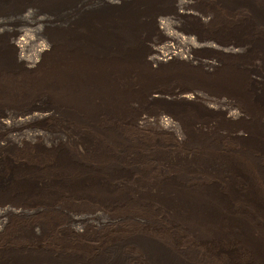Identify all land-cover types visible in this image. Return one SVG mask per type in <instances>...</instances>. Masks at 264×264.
Segmentation results:
<instances>
[{
	"label": "rangeland",
	"instance_id": "rangeland-1",
	"mask_svg": "<svg viewBox=\"0 0 264 264\" xmlns=\"http://www.w3.org/2000/svg\"><path fill=\"white\" fill-rule=\"evenodd\" d=\"M111 1L120 6L131 0ZM90 6L101 10L97 1ZM78 11L72 12L83 15ZM160 11L163 24L145 26L138 52L149 60L175 52L184 58L152 65L158 73L145 83L146 99L98 123L62 110L23 125L0 124V202L16 201L1 192L11 191L7 187L23 177L35 179L43 191L13 202L18 210L3 216L0 249L88 255L141 229L140 217L149 221L144 232L203 251L208 264H244L243 258L211 253L203 243L204 236L226 229L228 238L222 240L244 229L248 235L234 243L243 256L264 258L263 245L253 243L264 244V109L254 117L246 114L231 90L207 82L240 53L252 84L264 88V62L255 44L260 34L235 29L245 18L243 8L228 9L213 0H177L160 5ZM50 14L44 0H0L5 53H10L7 44L27 34L31 40L20 54L26 67L35 69L34 62L43 60L41 47L49 48V36L62 24ZM232 45L242 49L231 56ZM50 103H5L0 113ZM233 113L241 117H230ZM165 119L173 125L167 127ZM200 205L221 211L226 228L203 216ZM226 217L236 226L229 228ZM76 227L87 233L74 236ZM83 260L72 264H93Z\"/></svg>",
	"mask_w": 264,
	"mask_h": 264
},
{
	"label": "bare ground",
	"instance_id": "bare-ground-1",
	"mask_svg": "<svg viewBox=\"0 0 264 264\" xmlns=\"http://www.w3.org/2000/svg\"><path fill=\"white\" fill-rule=\"evenodd\" d=\"M94 1L98 2L101 10H88ZM173 1L177 0H131L119 6L111 0H44L51 11L50 15L62 21L61 27L49 36V48L40 45L43 60L40 64L34 62L37 66L35 69L26 67L20 54L27 39L31 40L27 34L24 37L18 35L7 44L10 53H5L0 44V105L44 99L51 103L20 113H0V124L23 125L55 116L62 110L98 123L103 117L120 116L130 109L133 102L146 99L149 95H146L145 83L152 74L154 76L158 73L152 65L184 58L181 53L175 52L161 54L162 57L149 60L137 50L145 26L151 24L152 28L163 24L162 19H157L161 12L160 5ZM213 1L228 9L243 8L245 18L234 27L238 31H258L260 36L256 38L255 44L264 62V0ZM68 5L69 9H62ZM78 9L83 15L79 14ZM75 10L79 13L73 14ZM69 11L73 12L68 13ZM241 49L238 45H232L228 52L232 56ZM240 56L237 53L234 60L223 64L220 72L207 82L231 90L240 101L243 111L254 117L264 109V88H257L252 84ZM230 117L238 118L241 115L233 113ZM164 124L170 127L173 121L167 119ZM0 149H3L1 143ZM64 156L69 159L71 157L65 153ZM18 182L17 186L7 187L11 191L1 192L16 201L6 199L8 204L0 202V235L6 226L3 216L18 210L13 202L23 201L31 194L43 195L35 179L23 177ZM186 206L187 209L191 208L187 203ZM198 207V211L204 213L203 216L210 218L208 220L220 222L226 228L223 223L225 216L221 211L216 210L213 205ZM80 216L77 217V222L82 221ZM225 219L229 228L232 224L236 226L232 218ZM137 221L141 229L132 231L117 241L106 243L88 255L61 253L46 248L7 247L0 249V264H18L20 261L25 264H72L76 260L84 261L83 259L93 264H208L203 259V251L198 252L188 246L181 247L174 240L165 241L146 233L143 230L147 227L145 223L149 221L140 217ZM33 226L31 224L32 233ZM227 231L228 229L225 232L222 230V235L213 232L210 236H204L202 241L207 244L211 253L223 254L232 261L236 257L243 258L244 264H264V258L257 260L243 256L244 251L234 243L239 235L246 236L244 229L233 231L231 239L222 240L224 236L228 238L227 234L224 235ZM86 233L81 227H76L73 231V235L78 237ZM253 243L257 247H264L257 239Z\"/></svg>",
	"mask_w": 264,
	"mask_h": 264
}]
</instances>
